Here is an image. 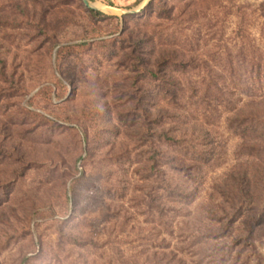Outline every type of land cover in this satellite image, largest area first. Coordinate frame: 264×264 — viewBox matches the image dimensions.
<instances>
[{"label": "rangeland", "instance_id": "rangeland-1", "mask_svg": "<svg viewBox=\"0 0 264 264\" xmlns=\"http://www.w3.org/2000/svg\"><path fill=\"white\" fill-rule=\"evenodd\" d=\"M89 1L0 0V264H264V0Z\"/></svg>", "mask_w": 264, "mask_h": 264}, {"label": "trees", "instance_id": "trees-1", "mask_svg": "<svg viewBox=\"0 0 264 264\" xmlns=\"http://www.w3.org/2000/svg\"><path fill=\"white\" fill-rule=\"evenodd\" d=\"M165 55V56H164ZM159 66V72H162L165 68H168V66H172L174 68H184V69H191L193 67V65L190 63V61H185L182 59H179L178 56H170V54H163V57L161 58V61H159L158 63ZM166 70V69H165ZM148 73L154 77V78H159V74L156 73L154 70H148ZM161 79H164V77L162 76ZM158 134V132L156 131V135ZM160 135L163 136H167L165 134V130L160 131ZM168 138V137H166ZM184 143H186V141H184ZM164 159H166L165 157H163ZM200 158H205L203 156H201ZM150 159H146V161L148 162ZM152 160V159H151ZM154 163L153 165L150 167L151 172H154V168L155 165H158V161L154 158ZM169 160V159H168ZM195 159H191V160H186V159H172V161H170V164L172 166H174V168L185 171L188 170L191 165L190 163L194 162ZM199 163V161H197ZM194 163V164H198V163ZM200 164H204L203 162H200ZM245 175H243L242 178V183H240V185H244V187H239L238 190L239 192H234L236 195H239L240 197L244 196V195H253V192L251 190L252 187V178H251V174L247 172L244 173ZM162 190L165 192H169L172 190H175L176 193H178L177 195H186L187 194V189L186 188H182L176 185V187L173 189L171 188V186L165 185V186H161ZM218 188H220L221 193L223 195V197L228 198V199H234L233 198V192L231 194H228L225 190L222 189L221 186H218ZM235 195V196H236ZM234 196V197H235ZM158 209H160L157 206ZM144 252H142L144 254V259H141V264H187V261L185 260L184 257H182L180 255V251H170L169 253H167V251H165L164 249H162L161 251L159 250H148V249H143Z\"/></svg>", "mask_w": 264, "mask_h": 264}, {"label": "water", "instance_id": "water-1", "mask_svg": "<svg viewBox=\"0 0 264 264\" xmlns=\"http://www.w3.org/2000/svg\"><path fill=\"white\" fill-rule=\"evenodd\" d=\"M86 3H87L88 5H91L89 0H86Z\"/></svg>", "mask_w": 264, "mask_h": 264}]
</instances>
